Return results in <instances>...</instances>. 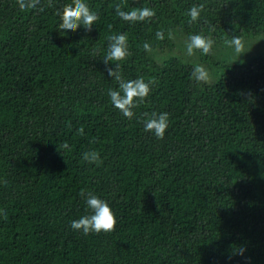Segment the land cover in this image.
<instances>
[{
  "label": "trees",
  "instance_id": "obj_1",
  "mask_svg": "<svg viewBox=\"0 0 264 264\" xmlns=\"http://www.w3.org/2000/svg\"><path fill=\"white\" fill-rule=\"evenodd\" d=\"M71 2L20 11L0 0V264H264V52L194 54L198 63L172 54L192 34L218 46L264 33V0H85L99 21L62 32L56 13ZM120 3L156 16L129 24ZM121 33L132 53L123 78L158 81L133 120L111 104L118 84L103 63L107 37ZM201 64L207 83L191 75ZM153 112L169 114L162 140L144 131ZM92 150L99 167L82 160ZM81 189L109 204L115 232L71 228L90 214Z\"/></svg>",
  "mask_w": 264,
  "mask_h": 264
},
{
  "label": "clouds",
  "instance_id": "obj_2",
  "mask_svg": "<svg viewBox=\"0 0 264 264\" xmlns=\"http://www.w3.org/2000/svg\"><path fill=\"white\" fill-rule=\"evenodd\" d=\"M20 11L34 10L41 5V0H16ZM49 7L52 6L51 0H49ZM115 14L123 21L129 24H136L142 22H150L156 16V12L149 7H133L131 10L125 11L124 3L116 4ZM204 5H193L187 12L190 17L189 24L197 22L201 18V13L204 11ZM43 11V8H40ZM56 15L60 17L59 29L62 32L71 31L75 33L81 26L87 31H91L94 24H96L100 17L93 11L85 0H72L71 3L66 4L62 11H57ZM108 30L111 32L112 25H108ZM214 30V29H210ZM164 33L162 31L156 32L157 40H164ZM169 38L172 37V33L169 32ZM109 43L107 46L106 54L103 58V63L106 66V71L112 79L117 82V89H109L108 96L110 102L125 118L133 120L136 118V109H139L142 104L152 92V87L158 83L154 78H150L147 81L143 76L134 80H125L121 74V62H124L132 55L129 51L128 35L127 33L112 34L107 37ZM224 43L233 48L240 56L245 53L244 41L240 36H234L230 40H225ZM214 41L210 37H206L203 34H192L188 37L186 42V54L193 56L197 51L202 55L208 56L212 54ZM145 52H151L152 46L145 42L143 44ZM115 63V70L108 67L109 63ZM192 78L197 83L209 82V73L203 65H197L192 71ZM144 131L152 133L157 139H164L165 133L169 127V114L168 113H151L148 115L144 113ZM78 134L83 135L84 129L81 127L77 130ZM62 147L67 150H71L68 143H63ZM82 160L88 164H93L97 167L101 166L103 161L100 154L96 150L86 151L82 154ZM6 185L7 181H3ZM79 195L84 198L86 203V211L90 214L81 216L77 220L71 222V228L74 231L80 232L85 236L90 234H111L116 231L117 219L115 213L109 206V204L100 199L91 191L81 189ZM0 216L7 219V214L3 209H0ZM246 249L240 247L237 250V254L243 256Z\"/></svg>",
  "mask_w": 264,
  "mask_h": 264
},
{
  "label": "rangeland",
  "instance_id": "obj_3",
  "mask_svg": "<svg viewBox=\"0 0 264 264\" xmlns=\"http://www.w3.org/2000/svg\"><path fill=\"white\" fill-rule=\"evenodd\" d=\"M245 45V53L240 56L239 53H236L233 48L228 47L225 43H221V45L213 46L211 57L213 60L221 61H233V60H240L247 57H252L264 52V33L250 36L248 38H242ZM179 43L172 49V54L182 57L184 59L190 60L192 63H198V58L188 56L186 54V49L179 48ZM181 45V43H180ZM196 55H201L199 51L195 53ZM203 65V64H201ZM210 79L213 78L211 71H208ZM212 76V77H211ZM209 79V80H210Z\"/></svg>",
  "mask_w": 264,
  "mask_h": 264
}]
</instances>
